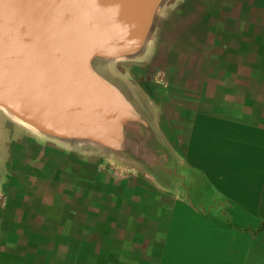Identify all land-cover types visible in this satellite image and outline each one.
Here are the masks:
<instances>
[{"label": "crops", "instance_id": "crops-1", "mask_svg": "<svg viewBox=\"0 0 264 264\" xmlns=\"http://www.w3.org/2000/svg\"><path fill=\"white\" fill-rule=\"evenodd\" d=\"M128 71L122 153L2 121L0 264H264V0H170Z\"/></svg>", "mask_w": 264, "mask_h": 264}, {"label": "water", "instance_id": "water-1", "mask_svg": "<svg viewBox=\"0 0 264 264\" xmlns=\"http://www.w3.org/2000/svg\"><path fill=\"white\" fill-rule=\"evenodd\" d=\"M169 1L0 0V110L49 139L122 153L130 127H152L128 65Z\"/></svg>", "mask_w": 264, "mask_h": 264}, {"label": "bare ground", "instance_id": "bare-ground-1", "mask_svg": "<svg viewBox=\"0 0 264 264\" xmlns=\"http://www.w3.org/2000/svg\"><path fill=\"white\" fill-rule=\"evenodd\" d=\"M14 119L17 120V121H19V122L24 123L22 120H20V119H18V118H14ZM234 150H235V149H234ZM236 151H238V150L236 149ZM243 155H245V154L243 153ZM236 156H237V155H236ZM239 159H240V158H239ZM240 160H241V159H240ZM202 162H203V161H202ZM205 162H207V161H205ZM203 163H204V162H203ZM207 163H210V162H207ZM240 163H241V162H240ZM240 163H238V165H240ZM211 164H212V163H211ZM211 164H209V165H211ZM213 164H214V163H213ZM200 165L203 166V164H201V162H200ZM216 165H217V164H216ZM216 165H215V166H216ZM212 166H213V165H212ZM206 167H207V166H206ZM219 167H221V166H219ZM241 167H242V166H241ZM241 167H240V169H239V168H238V169L241 170ZM210 169H212V168H210ZM242 170H243V169H242ZM244 171H245V169H244ZM208 172H210V171H208ZM223 172H224V171H223ZM212 174H213V173H212ZM212 174H211V175H212ZM223 176H224V175H223ZM212 177H213L214 179H217V178L214 177V175H213ZM224 178H225V177H224ZM224 178H223V179H224ZM227 179H228V178H227ZM227 179H226V180H227ZM245 179H246V178H245ZM228 180H229V179H228ZM219 181H220V180H219ZM215 182H216V181H215ZM225 182L228 183L227 181H225ZM220 183H223V182H220ZM231 183H232V182H231ZM249 184H251V183H249ZM216 185H217V184H216ZM221 185H224V184H220V186H221ZM229 185H230V182H229ZM233 185H234V184H233ZM243 185H244V184H243ZM230 186H231V185H230ZM233 187H234V186H233ZM233 187H232V188H233ZM239 187H240V186H239ZM241 187H242V186H241ZM225 188H226V187H225ZM234 188H235V187H234ZM236 188H237V187H236ZM237 189H239V188H237ZM240 189H241V188H240ZM225 190H226V189H225ZM241 190L244 191L243 189H241ZM252 190H253V189H252ZM254 191H255V190H254ZM232 192H233V190H232ZM234 192L237 193L238 190H237V191H234ZM246 202H247V201H246ZM171 226H172V225H171ZM172 227H173V226H172ZM173 228H174V227H173ZM238 241H239V240H238ZM195 242H196V241H195ZM198 242H199V241H198ZM220 250H221V248H220ZM190 257H191V256H190ZM214 258H215V257H214Z\"/></svg>", "mask_w": 264, "mask_h": 264}, {"label": "rangeland", "instance_id": "rangeland-1", "mask_svg": "<svg viewBox=\"0 0 264 264\" xmlns=\"http://www.w3.org/2000/svg\"><path fill=\"white\" fill-rule=\"evenodd\" d=\"M3 120H5V121H9V123L12 122L11 120H9V118L7 117V115H6L3 111L0 110V125H1V123H2ZM10 121H11V122H10ZM11 124H12V123H11ZM3 132H4V135H6V131L3 130Z\"/></svg>", "mask_w": 264, "mask_h": 264}]
</instances>
